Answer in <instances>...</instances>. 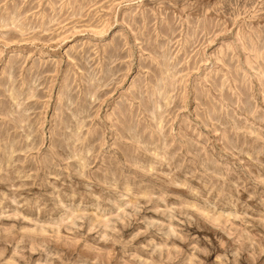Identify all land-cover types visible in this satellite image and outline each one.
Segmentation results:
<instances>
[{
    "label": "rangeland",
    "instance_id": "1",
    "mask_svg": "<svg viewBox=\"0 0 264 264\" xmlns=\"http://www.w3.org/2000/svg\"><path fill=\"white\" fill-rule=\"evenodd\" d=\"M0 264H264V0H0Z\"/></svg>",
    "mask_w": 264,
    "mask_h": 264
}]
</instances>
